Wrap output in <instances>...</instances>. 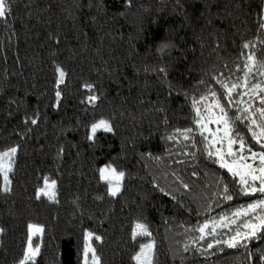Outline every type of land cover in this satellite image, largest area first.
<instances>
[{
	"label": "trees",
	"instance_id": "trees-1",
	"mask_svg": "<svg viewBox=\"0 0 264 264\" xmlns=\"http://www.w3.org/2000/svg\"><path fill=\"white\" fill-rule=\"evenodd\" d=\"M10 4L11 14L0 19V153L17 152L10 192L2 190L0 174V264H20L29 225L44 230L32 239L40 249L34 264H85L88 233L100 264H138L134 257L149 242L152 264H264V239L247 248L205 251L212 238L199 241L196 231L264 198L239 191L231 174L207 155L196 124V108L203 111L219 98L234 134L253 151H264L248 130V113L237 110L250 104L259 121L264 92L247 93L248 82L232 92L230 104L218 83H240L250 56L264 63V0ZM57 68L66 73L63 83ZM86 84L94 86L91 92ZM90 95L98 99L89 103ZM101 119L112 131L98 130L89 139ZM187 128L195 147L177 133ZM103 166L125 173L115 197L100 177ZM45 178L56 182L55 200L37 198ZM223 184L230 201L223 198ZM233 218L242 224L252 217ZM137 223L151 235L133 239ZM229 235L224 228L217 238Z\"/></svg>",
	"mask_w": 264,
	"mask_h": 264
},
{
	"label": "snow or ice",
	"instance_id": "snow-or-ice-1",
	"mask_svg": "<svg viewBox=\"0 0 264 264\" xmlns=\"http://www.w3.org/2000/svg\"><path fill=\"white\" fill-rule=\"evenodd\" d=\"M11 14V4L10 0H0V19H5L7 16ZM261 24L260 27L264 28V9L261 10ZM244 48H249V44H244ZM250 61L254 62V57H249ZM255 63V62H254ZM253 64H246L247 72H245L244 77L242 78L240 83H232L229 87L228 84L223 83L222 81H218L221 84V87L226 89L227 98L229 103H233L232 92L238 88L248 87L249 81V73L253 71ZM59 73V83L64 82V78L66 73L57 68ZM161 72H164V69H160ZM259 75L264 77V63L260 64ZM84 87L91 92L93 90V85L86 84ZM259 89L261 92H264V87L261 86V83H255L252 85V91L255 92ZM247 94V93H245ZM213 97H216L217 94L215 91L211 92ZM56 96L59 99L60 92H56ZM98 97L95 95H90L87 97V102H93L97 100ZM203 99H208V97H204ZM241 101H236V103H240ZM198 103V101L194 102ZM260 104L262 107L256 109L259 113V116L262 118L259 121L253 117L250 112L251 105L243 109H237L241 112L243 116L245 113H248L247 116H244V119H247L250 122V126L248 128L249 132L252 134V138L256 141V143L260 146L261 149H264V96L260 97ZM211 107H215L219 109V115L214 117V120L217 124L223 122L224 126V134L223 137L216 139V133L210 132L207 127V123H204L205 117L201 116L200 108H196V114L198 119L196 120V124L201 128L200 135L206 141L205 151L209 157H215L216 162L219 163L221 168L227 170L228 173L231 174L232 179L240 186L239 191L243 195H256L260 193L264 196V151H253L251 147L246 146L245 140L238 133L233 132V129L230 127L231 118L228 117L227 110L224 105H222L217 98V101L214 106H209V111ZM212 119V118H209ZM236 119H241V117H236ZM28 121L26 120L25 123ZM32 124H36V119H31ZM103 131H112V127L108 121L101 119L98 123H94L91 126V135L89 139L94 140L96 133L98 130ZM258 129V131L256 130ZM220 131L219 128L216 130ZM193 132L192 128H187L184 130H177V133L183 137L185 141H193L192 147H195V142L193 137L190 135ZM205 132H210V135L213 137L209 139L208 136H205ZM175 137H168V139H174ZM224 140H227V148L226 151L223 148H216L215 151L212 150L213 146L216 144H223ZM239 145L238 148L234 150V145ZM187 147V145H185ZM62 151V150H61ZM17 152V148L13 147L8 151L0 153V174L3 176L4 192H10V184L11 181L9 179V173L12 171V158L15 156ZM188 155H194L192 153H186ZM230 158V159H229ZM259 161L256 164V161ZM248 161H251L249 163ZM254 164L256 165L254 167ZM125 173L123 171H117L114 167L106 166L100 169V177L102 180L106 181L109 184V194L113 197L117 196L121 190L122 181L124 179ZM238 178V179H237ZM187 188V185H184ZM55 189L56 182L51 181L49 183L48 179H44V187L40 188L37 193V198L39 199L41 195L47 196L49 200H55ZM222 191L224 193L225 200H232L233 196L230 193V189L227 184H223ZM252 217L251 219H245L242 224H238L237 220L233 217ZM232 225H236L235 228ZM218 228L221 231H218ZM227 228L231 235L224 238H217L221 236L222 230ZM210 229V230H209ZM3 229H0L2 232ZM43 228L38 225H29V240H28V249L20 261V264H28L29 261H32L34 264V258L40 252L39 247H33L32 245V235L42 234ZM200 233V236L197 238L199 241H204L207 237H211V241L206 244L205 251H209L219 245H226L228 248H247L248 243L253 239H264V236H261V233H264V198L258 199L256 202L249 204L246 208L237 209L232 217L223 216L220 217L219 220H212L210 222H205L202 226L196 229ZM92 233H88L89 237H92ZM151 233L148 230L147 225L143 223H137L135 225V230L133 231L132 237L135 239L137 236H150ZM96 240H100L99 236L95 237ZM196 243V241H193ZM153 247L154 244H144L140 248V252L134 257V259L138 262V264H152L153 258ZM185 251L189 250V246L185 245ZM89 253H91V264H100L99 257L96 255L95 249L90 245H85L84 248V262L85 264H89ZM264 258V257H262Z\"/></svg>",
	"mask_w": 264,
	"mask_h": 264
},
{
	"label": "rangeland",
	"instance_id": "rangeland-1",
	"mask_svg": "<svg viewBox=\"0 0 264 264\" xmlns=\"http://www.w3.org/2000/svg\"><path fill=\"white\" fill-rule=\"evenodd\" d=\"M254 62L251 61V63H250V64H253L254 63V67H253L252 73H249V81L248 82H250L251 87L255 83H261V86L264 87V77H262V76L259 75L260 64L258 62H256L255 60H254ZM257 91H259V89H257L255 92H253L252 89L249 88V89H247L246 92L247 93H251L253 96H256V95H258V92ZM244 93H245V91H244ZM214 105H215V103H210L209 105H206V108L203 111H201L200 114H201V116H204L206 118L205 121H204V123H207V127L210 130V132L216 133L215 138L216 139H219L220 137H223V134H224V126H223V122L217 124L215 122V120H214V117L219 115V109L218 108H215V107H211V110L210 111L208 110L209 109V106H214ZM209 118H212V119H209ZM217 128L220 129L219 132L216 131ZM210 132H205V133L207 134V136L209 137V139H212L213 137L210 135ZM213 147H214V149H216V148H223L226 151V148H227V140H224V142H223L222 145L221 144H216ZM249 163H251V162H249ZM258 163H259V161L257 160L256 164H258ZM254 166H256V165L254 164ZM104 167H106V166H103L102 168H104ZM48 181H49V183L51 182V180H48ZM43 187H44V185H43ZM39 235L40 234L32 235V239L34 237H36V236H39ZM90 238L91 237H89L87 235V243H86V245H90V240H89ZM149 243H152L153 244V242H149ZM152 252H153V250H152ZM35 258H36V256H35ZM29 262H32V261H29ZM89 263H91V253H89Z\"/></svg>",
	"mask_w": 264,
	"mask_h": 264
}]
</instances>
